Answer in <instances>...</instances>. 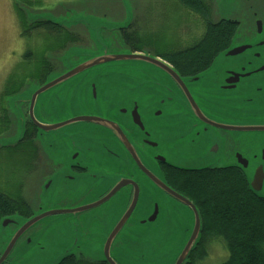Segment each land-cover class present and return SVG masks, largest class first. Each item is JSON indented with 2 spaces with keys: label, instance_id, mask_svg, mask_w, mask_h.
<instances>
[{
  "label": "flooded vegetation",
  "instance_id": "flooded-vegetation-1",
  "mask_svg": "<svg viewBox=\"0 0 264 264\" xmlns=\"http://www.w3.org/2000/svg\"><path fill=\"white\" fill-rule=\"evenodd\" d=\"M260 2L259 7H255L252 0H246L244 11L248 10L247 14L240 11L237 13V17L231 19L238 24L237 32L227 49L219 53L214 60L219 55L229 51L235 42L251 40L253 35H259L255 28H253L254 30L251 28V24L258 22V20L264 24V0H260ZM37 33L39 34V29H37ZM122 36L124 37V35ZM83 37L90 41V46L94 45L89 35ZM123 41L126 45L116 46V49L127 48L132 52L148 53L145 49L134 50L125 42L124 38ZM57 48H59V44ZM153 55L171 64L164 57L158 54ZM49 62L51 61L48 60L46 64ZM250 65V59L244 60L238 66L233 60L223 69L221 76L211 71L213 65L195 75H183L173 66L199 106L201 115L194 111L179 83L167 74H160L163 76L158 80L149 77L140 81L136 84L132 95L124 96L121 104L119 100H116L110 107H108L109 98L106 95L94 96L93 92L89 94L88 90H85L86 98L83 99L82 105L86 106L88 114L100 115L119 123L139 156L143 158V163L148 172L160 179L164 188L138 167L119 138L112 136L108 140L105 137L108 135L109 129L104 127L106 130L100 129L98 131L99 125L96 126L97 124L95 125L96 130L87 128L75 130L72 133L73 140L66 144L52 142L43 146L39 142V170L43 169L39 171V212L49 208L75 209L104 198L117 185L115 180L108 177L107 174H120L131 181L127 182L104 204L80 213L76 217V221L80 223L77 224V227L71 226L72 218H69L71 235L68 238H64L66 233L63 226L67 219L61 222L48 220L43 223L38 233L35 234V236L39 235V253L45 249L42 245L45 236L50 231H54L57 239H55L53 247L57 251L61 250L62 246L71 244V246L76 247V244L79 243L76 253L70 254L66 259L73 258L78 264L86 262L109 264L107 260L86 255L79 249L89 245V251L91 253L92 249L95 251V245L98 243L94 239L98 237V234H103L101 242L102 244L104 242L105 245L108 238L105 235L108 231L106 221L115 223L125 215L133 202L137 188L139 190L138 202L113 242L112 253L115 249L122 247L132 249L135 244H141L144 239L140 237V233L150 232L155 228L156 230L167 228L170 226L168 223L171 224L180 215L184 216V221L188 222V224L184 223L185 227L192 225L194 221L193 208L176 198L169 189L183 196L196 207L201 219V226H203L199 207L179 189V182L176 183L173 172H201L219 168L243 170L244 161L242 157L251 163L252 158L255 157V155H251L253 147L251 139L248 137L241 139L236 136L237 133L212 124V122L225 124L227 121L240 119V113L234 107V102L239 100L238 96L242 98L244 94L246 97L245 93L252 83L258 82L260 76L264 79V62L252 74H245L243 69L250 67ZM59 66L58 70H51L45 81L40 82V84L46 83L51 73L65 70L61 62ZM41 67L47 68V65L44 64ZM67 93L70 94V90ZM250 102V100L245 101V103ZM4 111L5 116L10 119L8 122L10 131L12 132L13 129L14 132L12 119L14 117L15 122H18V116L10 111L8 103L4 105ZM23 112L28 119L25 127L27 132L32 128L29 124L31 120L28 118L27 104L23 106ZM133 115H138L139 122L137 125L133 122ZM32 125L35 127L32 129L37 135L38 128L33 123ZM176 146V149H172ZM238 155H241L240 159ZM185 158L188 159L187 162H185ZM262 159L264 161V158ZM248 165L250 166V164ZM96 173L100 174V178L94 177ZM87 175L94 177V180L85 182V179L82 178ZM49 179L54 184L51 187L52 191L50 187L48 188L51 191L50 197L43 200L42 187L46 185ZM156 205L159 208L158 216L154 221H150L149 218L155 212ZM107 212L110 214L107 215ZM160 220H164L163 225L159 222ZM48 225H50L49 229L47 228ZM74 229L76 238L74 237ZM145 229L147 231H143ZM44 230L47 231L43 233ZM29 240L31 241L27 244ZM21 241L24 247L33 242L31 236L27 234L22 237ZM152 245L151 242L145 243L147 254L152 251ZM101 247L103 248V246ZM132 250L135 252L134 249ZM2 253L3 251H0V257ZM112 256L118 264H122L119 256H114V254ZM139 257L142 258L140 255ZM12 260L11 254L4 264H13Z\"/></svg>",
  "mask_w": 264,
  "mask_h": 264
},
{
  "label": "water",
  "instance_id": "water-1",
  "mask_svg": "<svg viewBox=\"0 0 264 264\" xmlns=\"http://www.w3.org/2000/svg\"><path fill=\"white\" fill-rule=\"evenodd\" d=\"M235 1L239 2L240 0H233V2ZM235 7L236 5H233L229 11L234 10ZM38 18L39 13L34 14V20ZM39 19L49 20L56 25L71 29L70 27L65 26L62 22L54 20L51 17ZM221 20L234 22L224 16L223 18L221 17ZM251 26L252 29L255 28V31H257L259 35H253L251 40H245L238 43L235 42L234 46L229 51L219 55L218 58L214 60L211 69L212 72H216L221 76L223 69L228 63L230 64V62H233V60H235V64L238 66L239 64H242L244 60L250 59V67L243 69L245 74L250 75L255 72L256 68L260 67L261 63L264 62V24L261 20H258V22L251 24ZM110 28H112L113 31L119 32L120 30L128 29L129 24L126 26L116 25L114 27H101L100 30L102 29L104 30L103 32H107L111 31L108 30ZM102 30L98 35H89L91 42L94 44L92 47L86 48L74 45L68 48L61 61L65 70L51 73L47 82L44 84L34 85L30 89L27 88L22 92L7 98L10 111L14 112L15 116H18L17 131H15V133L13 132L14 134L10 131L9 134L0 136V146H13L20 143L25 138V127L28 119L23 112V106L27 104L28 118L38 128V143L40 142L43 146L52 142L66 144L73 140L72 133L77 129L87 128L89 130H96V126L99 125V127H97L99 128L97 129L99 131L100 129L106 130L104 129L105 127L109 129L108 135L105 138L108 140L112 136L119 138L129 152L131 158L137 163L138 167L143 169L149 177H152L155 182L164 188V184L161 183L162 181L157 179L155 175L153 176L152 173L148 172L143 163V158L139 156L133 143L127 137L119 123L110 121L100 115L88 114L86 106L82 105L83 99L85 100L86 98L84 95L85 90H88L89 94H92L93 92L94 96H100L101 94L102 96L106 95L109 98L108 107H110L113 106L111 104L115 103L116 100H119L121 104L124 96L132 95L136 84L140 81H144L149 77L158 80L161 76L167 74L179 83L194 111L201 115L200 108L172 64H169L160 57L150 55L146 52H132L127 48L116 49L113 37L111 35H103ZM69 90L71 92L70 94L67 93ZM245 95L246 97H244L243 94L242 98H239L238 96L239 100L234 102V107L237 112L240 113V119L236 118L233 121H227L225 124H219L216 122H212V124L235 134L237 133L236 136L241 139L247 137L251 139L253 143L251 155H255V157L252 158L251 163L248 159L242 157L244 161V168L242 171L246 175L250 189L253 193L259 197H264V194L262 193L264 190V161L262 159L264 158V79L260 76L258 82L252 83ZM110 97H112V99H110ZM247 100H250L251 102L245 103ZM133 117V122L137 125L139 122L138 115H133ZM80 125H84V127H80ZM238 156L240 159L241 155ZM248 164H250V166ZM99 175V173H96L94 177L100 178ZM107 176L113 178L117 185L100 200L87 203L75 209L49 208L47 210H41L43 212H35V210L30 217L13 214L2 218L0 221V251H3V253L0 257V264H4L9 255L13 254L15 251H17L16 253H19V255L23 254V252L26 253L27 251L38 254L39 235L35 236V234L38 233L39 229L36 231L32 230L31 232L30 230L40 223L51 220L54 216L65 217L62 221L67 219V222H65L63 226L66 233L64 238H68V236L71 235L68 221L69 218H72L70 221L71 226L77 227V224L79 225L80 223L79 221H76V217H78L80 213L104 204L127 182H131L125 178V176L120 174H107ZM94 177L92 178L87 175L82 179H85V182H88L89 180L93 181ZM53 184L54 182L49 179L46 182V185L42 187L43 200L50 197L49 195L51 194V187ZM49 187L51 191L48 190ZM169 191L176 198L193 208L194 221L191 226H186L187 229L184 226V223L188 224V222L184 221L185 217L182 215L171 224L168 223L170 226L167 227L172 228L170 242L174 237H179L178 234L184 236V241L180 242V248L172 264H188L190 262L189 256L201 238V219L196 207L189 200L170 189ZM138 199L139 190L137 188L133 202L125 215L115 223L106 221V224H108L106 227L108 231L105 235L108 238L105 245L104 242L102 244L104 250L102 247H100V250L97 249V245H95V251L92 249V253L89 251V248L87 249L86 247H81L79 250L83 251L86 255L97 257L100 260H107L109 264H118L114 260L112 254H114V256H120L124 253V248L135 254L136 252L130 247L115 249L113 253L111 250L113 242L128 220L138 202ZM37 209H39V207ZM158 212L159 208L158 205H156L155 212L149 220L154 221L158 216ZM109 214L110 212H107V215ZM113 223L114 225L111 227ZM47 228L49 229L50 225H48ZM159 230L161 229L155 230L153 235ZM46 231L47 230H44L43 233ZM26 234L31 236L33 242L29 246L24 247L21 244V240ZM97 236L103 237V234H98ZM55 239H57V235H55L54 231H50L45 236L44 241H42V245L45 249L42 253H39V258L46 259L44 264H51L48 261L50 260L48 259L50 256L54 257V264H61L67 256L76 253L79 246V243L76 244V247L69 244L68 246H62V249L57 251L56 248L53 247ZM30 241L31 240H29L27 244H29ZM146 242V240H143L141 244L143 243L144 246ZM151 243L154 242L152 241ZM48 248H50V251L54 252V255H48L50 252L48 251Z\"/></svg>",
  "mask_w": 264,
  "mask_h": 264
},
{
  "label": "rangeland",
  "instance_id": "rangeland-1",
  "mask_svg": "<svg viewBox=\"0 0 264 264\" xmlns=\"http://www.w3.org/2000/svg\"><path fill=\"white\" fill-rule=\"evenodd\" d=\"M28 1L29 5H32V8L28 10L33 14L39 13V18L51 17L71 29H67L68 35H60L58 32L50 33L45 30H41L39 34L32 32L31 35H25L18 15L19 11L16 8L21 6L22 0H0V136L9 134L10 131L4 111V105L8 103L7 98L40 84L39 76L44 70L41 65H44L45 58H47L45 59L47 69L58 70L59 63L68 48L74 44L86 48L92 47L90 41L83 37L84 35H98L102 30H100L101 27L129 24L128 29L119 32L113 31L112 28L107 32L102 30L103 35H111L116 40L114 44L116 47L126 45L122 38L123 31L131 35L138 34L142 38L140 42L146 47L145 50L153 55L192 44L203 35L206 27V22L200 15L185 8L177 0ZM205 2L211 7L210 20L214 23L221 20L223 16L232 19L237 17L240 11L245 14L248 12V10L244 11L246 0L239 2L205 0ZM252 2L255 7L261 4L260 0H252ZM233 5H236L235 9L229 11ZM58 44L59 48H57ZM48 60L51 62L46 64ZM37 110L39 111L38 108ZM12 120L15 133L17 122L14 117ZM14 133L12 129V134ZM38 148V143H31V141L21 147L18 144L0 146V190L23 199L30 205L32 213L35 210V212L39 211L37 209L39 207V171L43 170H39ZM176 148L177 146L172 147V149ZM187 160L185 158V162ZM262 193L264 194V190ZM64 219L63 216L51 218L55 222H61ZM159 222L163 225L164 220ZM42 224L36 225L30 232L38 230ZM155 230L156 228L149 233H140V237L147 242H154L151 243L153 245L150 253H146L145 246L142 248L143 243L135 244L132 249H135L136 253L133 254L124 248V253L119 256L120 263L172 264L180 248V242L184 241V236L178 234L179 237H174L170 242L171 227L161 228L153 235ZM102 240L103 237L99 236L94 239L98 243L99 250ZM86 248L88 249L89 245ZM206 250L208 254L203 260H200V254H197L195 260L190 259L188 264L194 261V264H220L228 256L225 247L217 240H211ZM16 252L12 254L13 264H44L46 260L39 258V253L27 251L19 255ZM48 255H54V252L50 251ZM53 258V256L48 257L49 263L54 264Z\"/></svg>",
  "mask_w": 264,
  "mask_h": 264
},
{
  "label": "trees",
  "instance_id": "trees-1",
  "mask_svg": "<svg viewBox=\"0 0 264 264\" xmlns=\"http://www.w3.org/2000/svg\"><path fill=\"white\" fill-rule=\"evenodd\" d=\"M177 1L205 20V31L198 40L188 46L160 53L156 51V54L167 59L183 75H195L208 69L217 55L227 49L237 32L238 24L226 20L212 22L211 7L205 0ZM22 2L21 6L16 8L25 35L35 33L37 29L39 32L45 30L50 33L58 32L60 35L69 34L64 26L45 19L34 20V14L28 10L32 5H29L28 0ZM123 33L125 42L134 50L146 49L140 42V35H131L127 31ZM43 69L39 76L41 83L51 72L50 69ZM6 119L8 123L7 116ZM29 124L35 128L30 121ZM32 128L27 130L25 138L18 146L21 147L29 141L38 143ZM174 177L176 183L179 182V189L197 204L203 219L201 238L192 250L189 260H195L197 254H200V260H203L208 254L207 244L211 240H217L228 252L227 258L220 264H264V197L253 193L242 170L219 168L201 172L177 171L173 172ZM30 208L23 199L0 190V221L17 212L21 216L30 217ZM194 263L195 261L192 262ZM62 264L78 263L73 258H68Z\"/></svg>",
  "mask_w": 264,
  "mask_h": 264
}]
</instances>
